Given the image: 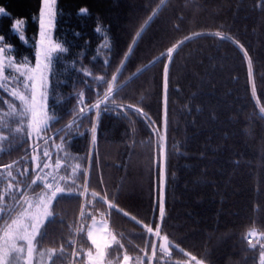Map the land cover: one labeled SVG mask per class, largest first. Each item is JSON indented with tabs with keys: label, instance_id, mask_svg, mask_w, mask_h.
<instances>
[{
	"label": "trees",
	"instance_id": "trees-1",
	"mask_svg": "<svg viewBox=\"0 0 264 264\" xmlns=\"http://www.w3.org/2000/svg\"><path fill=\"white\" fill-rule=\"evenodd\" d=\"M0 6L10 13L0 15V61L8 77L0 78L7 87L0 88V203L12 206V195L20 199L18 190L33 201L47 191L40 182L31 185L37 173L43 174L40 168L33 171L34 157L41 168L50 164L44 173L66 178L33 264H39L40 252L44 264H87L86 253L95 248L86 233L96 215L124 246L113 245L106 264H122L124 254L131 257L129 264L190 260L173 245L202 264H262L264 0H56L53 35L66 51L56 50L50 64V127L39 141L29 138L30 117L19 115L24 106L11 92L30 96L25 69L37 61L42 0H0ZM17 19L24 21L19 33L13 30ZM176 45L171 63L157 61ZM9 62L19 71L8 68ZM101 77L108 83L101 84ZM109 86L108 110L101 104L80 119V108L88 112ZM129 105L143 109L144 116ZM36 145L39 150L33 151ZM165 236L171 257L160 250ZM52 248L58 254L48 260Z\"/></svg>",
	"mask_w": 264,
	"mask_h": 264
},
{
	"label": "snow or ice",
	"instance_id": "snow-or-ice-1",
	"mask_svg": "<svg viewBox=\"0 0 264 264\" xmlns=\"http://www.w3.org/2000/svg\"><path fill=\"white\" fill-rule=\"evenodd\" d=\"M43 3V9L41 11V26L44 27V17L47 16L49 18V23L52 21V17L54 16V11L52 10V5L56 3V0H42ZM88 13V9L82 8L80 9V14L86 15ZM0 15L3 16H10V13L7 12L6 8L0 6ZM151 19V17L149 18ZM24 21L22 19H17L14 21L13 30L16 32H20L21 25H23ZM100 29L98 28L97 31ZM143 29H141L140 32H137V37L141 36ZM43 35V34H42ZM199 35V34H197ZM217 35H220L217 33ZM22 41H25V37L23 35H20L19 37ZM192 37H186L187 39H191ZM222 39H227V37H221ZM4 37L0 36V41H3ZM26 42V41H25ZM42 45L44 44V41H41ZM183 43V41H181ZM238 43V42H237ZM133 44H135V40L133 41ZM243 51L246 49L243 48V45H239ZM56 49H59L60 51H66V49H62L60 44L55 45ZM177 48H179V45H176L172 48L168 49L167 53H161V56L157 58V61L159 60H166L168 63L172 62V54L177 51ZM4 51L3 48H0V52ZM52 49H44L41 52V55H43L44 59L47 61ZM132 51L131 48H129V53ZM127 59V56L125 57ZM157 61H154L153 63H156ZM168 63L164 65L163 70V77H164V88H165V104H166V90H167V83H168ZM151 66V65H150ZM8 68H16V65L9 62L7 65ZM47 67V65H45ZM4 71L5 66L2 61H0V78H3L4 80H7L8 77H4ZM16 71H19V68H16ZM31 74L27 76V80L31 81V85L29 86L27 83L25 84L26 88H29L30 90V96H26L23 93H18L16 91H12L11 95L16 97L20 102L23 104V110L19 113L21 117H30L28 122V127L30 128V131L28 133L29 138L35 139L39 141L41 139V133L44 131H47L50 127L49 121L46 118V102H45V93L43 91H39L37 88V70H30ZM23 75V73H22ZM90 75V74H89ZM112 80L115 81L116 77L113 76ZM101 84H107L108 82L105 81L102 77L100 78ZM43 76L40 74V84L39 88L43 89ZM0 88H4L7 90L6 85L0 84ZM121 89L117 88L115 90L116 95H118L119 91ZM255 89L253 88V91ZM113 93V88L108 87V92L103 94V97L95 103L92 107L88 109V112H85V109L83 107L80 108V119H84L88 116L89 112H92L95 109H99L101 104H104L105 111L108 110L109 104V94ZM37 95L40 96V100H37ZM112 103L114 104L115 101L113 100ZM129 109H131L134 113L143 114V109H135L133 106L129 105L127 106ZM15 111V109H14ZM261 112H264V108H261ZM146 118V117H145ZM149 123H151V120L149 119ZM16 131H23L22 128H17ZM59 131V130H58ZM92 133L94 134L96 132L95 127L91 129ZM93 140H95V135H93ZM6 139V137L4 138ZM47 140H45V143ZM33 151H38L39 147L38 145L34 146L32 148ZM42 155L45 158L49 157L48 151H43ZM39 157H34V169L35 171L37 168L41 169V173H37L35 179L31 181V185L37 184V182H40V184L43 185V187L47 190L43 193H40L37 195L35 201H33L30 198H26L24 192H20L18 190V194L20 196V199L16 198V195H12L11 199L15 202L12 206L4 205L0 203V221H2V224H0V232H2V235H0V264H19L20 258L23 257L24 264H33L34 261V255L37 253V244H40L43 240L48 238V231L45 227V222L50 221V218L53 216L51 209L52 202L56 200L58 194H63L64 189L60 187V181L65 180L66 178L62 175L54 174L53 172H46L44 173V169L50 168L49 163H44L43 167L41 168L40 163H38ZM6 168H11L12 165H5ZM78 167V166H77ZM57 169H59V164H57ZM26 171V170H25ZM73 173H75V169H73ZM9 176H11V172L8 173ZM85 182H87L85 180ZM73 184H75V179L73 178ZM29 185V187H31ZM9 188L12 187L11 183H9ZM87 192V189H84V192L81 194H84ZM92 196L94 198H99V201L102 203H105L106 200L104 197H99L98 193H92ZM3 201V195H0V202ZM108 207L110 209H116L117 212L122 213L124 216H128L127 212H123L121 209L116 208V205L114 204H108ZM17 209H19V213L16 214ZM158 215L160 219H163L164 217V206L161 204L158 206ZM81 216L84 217L85 214L82 211ZM132 220H135L136 217H131ZM96 220L95 217H92V227L94 228L96 226ZM144 227L147 229V233H153V228L148 227L147 225H144ZM81 232L84 231L83 227L80 229ZM102 231L106 232L107 228H103ZM155 235L159 236L160 232L159 230L155 231ZM254 235V233H249V236ZM264 235V234H262ZM87 239L91 241V244L95 248V252H93L91 249H89L86 253L87 257V264H106L105 257L109 255V249H112L113 245H116L117 248L123 249V245L120 244V242L116 239V237L113 235L111 237V241L107 239V237H100L98 238L97 235L92 231L89 230L86 233ZM39 238V239H38ZM146 238V237H145ZM165 240L168 239L167 236L164 237ZM23 243H20V242ZM103 241V242H102ZM259 243V241H257ZM249 245L252 247H255V244L252 243V240L249 239L248 241ZM177 249V251L181 254H185L190 256V260L184 261V264H192L193 261L196 262V264H202V261L197 260L196 256H192L190 253H184V249L180 248L179 245H173ZM262 248H264V245H261ZM162 252L167 254V256L171 257L172 251L167 246H162ZM64 253V248L61 247L59 249V254ZM58 254V251L56 248L48 249L47 250V259L52 260L53 256H56ZM151 254L152 258L156 257V248L155 245L151 248ZM78 255V254H77ZM39 256L41 257L39 264H44L43 257L45 256V252H40ZM144 256L147 257L148 253L145 251ZM262 257H264V253H262ZM131 260V257L124 254L122 257V264H129ZM179 264V262H178ZM262 264H264V259H262Z\"/></svg>",
	"mask_w": 264,
	"mask_h": 264
},
{
	"label": "rangeland",
	"instance_id": "rangeland-1",
	"mask_svg": "<svg viewBox=\"0 0 264 264\" xmlns=\"http://www.w3.org/2000/svg\"><path fill=\"white\" fill-rule=\"evenodd\" d=\"M55 6L56 3L54 5H52V10L54 11V16L52 17V21L51 23H49V18L47 16L44 17V27L41 26L40 20H41V11L43 9V3L40 9V15H39V34H38V38H37V42H36V53H37V61L36 64L34 66H30L29 68L25 69L28 73H26V77L31 74L30 70H37V88L39 91H43L45 93V102L47 100V94H46V85L48 83V73L50 71V64L52 62V58L56 52L55 45L58 44L55 40H54V27H55ZM43 34V35H42ZM44 41V44L42 45L41 41ZM44 49H52L50 56L48 58V60L46 61L43 57V55H41V52ZM0 54H3V51L0 52ZM45 65H47V67H45ZM40 74H42L43 76V89L39 88V84H40ZM29 86L31 85V81L26 80V82ZM26 96H28L26 94ZM37 100H40V96L37 95ZM96 219V217H95ZM104 228V226L102 228L98 227L95 230H93V232L97 235L98 238L100 237H107V239L110 241V235H106L107 232H109V229H107L106 232H102V229ZM101 230V232H99ZM250 233H254L253 231H251ZM255 236V233L254 235ZM103 242V241H102Z\"/></svg>",
	"mask_w": 264,
	"mask_h": 264
},
{
	"label": "crops",
	"instance_id": "crops-1",
	"mask_svg": "<svg viewBox=\"0 0 264 264\" xmlns=\"http://www.w3.org/2000/svg\"><path fill=\"white\" fill-rule=\"evenodd\" d=\"M97 223H96V226L93 228L92 227V224H91V226H90V228H89V230H95L96 228H98V227H100V228H102L103 226H104V228H107V229H109V226H108V224L105 222V221H96ZM110 230V229H109ZM111 231V230H110ZM110 231L109 232H107L106 233V235H110ZM99 232H101V230L99 231ZM103 232V231H102Z\"/></svg>",
	"mask_w": 264,
	"mask_h": 264
},
{
	"label": "water",
	"instance_id": "water-1",
	"mask_svg": "<svg viewBox=\"0 0 264 264\" xmlns=\"http://www.w3.org/2000/svg\"><path fill=\"white\" fill-rule=\"evenodd\" d=\"M167 245L169 247V242L168 240H165L164 238L161 239L160 243V250L162 251V246Z\"/></svg>",
	"mask_w": 264,
	"mask_h": 264
}]
</instances>
